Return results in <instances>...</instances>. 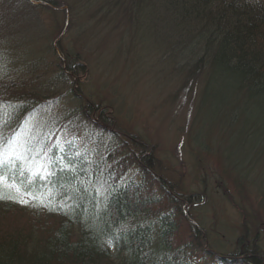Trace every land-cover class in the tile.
<instances>
[{
    "label": "trees",
    "instance_id": "1",
    "mask_svg": "<svg viewBox=\"0 0 264 264\" xmlns=\"http://www.w3.org/2000/svg\"><path fill=\"white\" fill-rule=\"evenodd\" d=\"M77 1L85 10L98 2ZM110 1L105 10L116 4L131 13L156 11L173 70L182 75L183 87H199L189 136L198 154L215 153L220 171L209 174L204 165L198 192L177 191L155 146L119 129L114 109L83 100L74 86L56 91L59 82L73 85V76L84 70L76 53L50 44L55 58L51 67L37 63L44 69L40 74L36 63H18L24 41L12 34L16 30L4 33L13 25L0 15V108L7 121L0 133L5 140L19 136L30 149L28 163L18 167L54 173L34 182L29 174L19 193L5 186L6 194L28 203L5 199L1 208L26 209L34 223L0 234V264H264L256 238L241 242L244 232L232 253L207 251L205 228L185 209L204 200L208 180L244 194L254 189L264 209V0ZM18 3L65 14L71 7L53 0H0V11ZM48 74H54L51 80ZM250 173L255 180L246 178ZM5 176L10 185L21 179L12 169Z\"/></svg>",
    "mask_w": 264,
    "mask_h": 264
},
{
    "label": "rangeland",
    "instance_id": "2",
    "mask_svg": "<svg viewBox=\"0 0 264 264\" xmlns=\"http://www.w3.org/2000/svg\"><path fill=\"white\" fill-rule=\"evenodd\" d=\"M53 1L66 8L71 6L67 14L60 9H33L20 3L10 12L9 6L0 11L1 18L13 25L4 33L16 30L17 34H12L25 43H18L23 46L18 48V63L34 62L43 74V67L37 63L51 67L55 56L49 51L50 44L59 43L61 50L76 53L77 64L84 70L73 76V85L71 81L59 82L56 91L64 92L65 87L74 86L83 100L95 105L106 103L114 109L111 114L119 129L138 134L155 146L154 155L172 171L165 176L175 182L177 191L198 192L203 186L201 167H210L209 174H217L220 165L214 152L198 154L189 136L199 87L192 82L183 87L182 75L173 70L176 63L173 55H168L170 47L165 48L156 25V11L131 13L116 4L105 10V3L110 0H98L90 8L86 6L87 10L77 0ZM96 9L99 12L95 14ZM158 14L165 17L162 10ZM60 31L64 33L56 40ZM49 74V78L54 75ZM67 103L73 107L78 104L73 100ZM246 178L255 180L252 173ZM203 192V201L188 202L185 209L205 228L206 250L232 253L240 248L238 240L245 233L241 242H247L248 236L250 241L256 238L260 246L256 253L264 257V209H260L258 192L250 188H245V194L242 190L236 192L232 184L223 186L213 180H208ZM32 218L26 209L0 206V234L22 230L34 223Z\"/></svg>",
    "mask_w": 264,
    "mask_h": 264
},
{
    "label": "snow or ice",
    "instance_id": "3",
    "mask_svg": "<svg viewBox=\"0 0 264 264\" xmlns=\"http://www.w3.org/2000/svg\"><path fill=\"white\" fill-rule=\"evenodd\" d=\"M5 112L3 108H0V128L4 126L7 122L5 120ZM30 149L27 148L26 142H22L20 137L13 135L7 140L4 139L3 134L0 133V200H12L16 203L27 204L28 201L11 194L5 193V186L14 187L16 192L19 193L24 187V181L29 179V174H31V180L34 182L36 179H47L50 173L44 169L43 166L36 170L30 169L28 167H18V165H26L29 161V157L26 153ZM39 156V153H36ZM7 169H12V174L14 176H19L21 179L15 185H10L8 178L5 176V171ZM43 173V175H41ZM25 194H27L25 192ZM33 199L36 197L33 195Z\"/></svg>",
    "mask_w": 264,
    "mask_h": 264
},
{
    "label": "bare ground",
    "instance_id": "4",
    "mask_svg": "<svg viewBox=\"0 0 264 264\" xmlns=\"http://www.w3.org/2000/svg\"><path fill=\"white\" fill-rule=\"evenodd\" d=\"M158 153V152H157Z\"/></svg>",
    "mask_w": 264,
    "mask_h": 264
}]
</instances>
